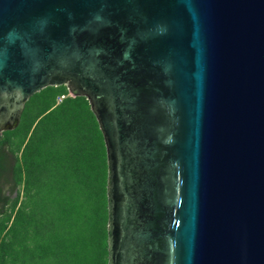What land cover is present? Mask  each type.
Returning a JSON list of instances; mask_svg holds the SVG:
<instances>
[{"label":"water","instance_id":"95a60500","mask_svg":"<svg viewBox=\"0 0 264 264\" xmlns=\"http://www.w3.org/2000/svg\"><path fill=\"white\" fill-rule=\"evenodd\" d=\"M50 86L105 139L109 264H264V0H0L1 132Z\"/></svg>","mask_w":264,"mask_h":264},{"label":"trees","instance_id":"16d2710c","mask_svg":"<svg viewBox=\"0 0 264 264\" xmlns=\"http://www.w3.org/2000/svg\"><path fill=\"white\" fill-rule=\"evenodd\" d=\"M33 97V117L26 104L0 135V264H109L107 148L90 102L66 86Z\"/></svg>","mask_w":264,"mask_h":264},{"label":"rangeland","instance_id":"374dc122","mask_svg":"<svg viewBox=\"0 0 264 264\" xmlns=\"http://www.w3.org/2000/svg\"><path fill=\"white\" fill-rule=\"evenodd\" d=\"M63 98H64V96L61 97V98H59V99H58V102H61ZM34 99H35V97H31V98L29 99V101L27 102V110H29V109L32 108V103H33ZM31 111H32V112H31V114L29 115L28 119H30V118L33 117V115L37 112V108H36V109H31ZM20 129H21V128H20ZM18 131H22V130H18ZM6 132H11V131H6ZM6 132H5V133H6ZM15 196H16V195H15Z\"/></svg>","mask_w":264,"mask_h":264},{"label":"flooded vegetation","instance_id":"af4514ba","mask_svg":"<svg viewBox=\"0 0 264 264\" xmlns=\"http://www.w3.org/2000/svg\"><path fill=\"white\" fill-rule=\"evenodd\" d=\"M7 123H9L7 120L6 121H2V120H0V135H3L6 131H3V132H1V129H3V127H5L6 126V124ZM18 128V127H17ZM16 128V129H17ZM16 129H14V130H11V131H15Z\"/></svg>","mask_w":264,"mask_h":264}]
</instances>
